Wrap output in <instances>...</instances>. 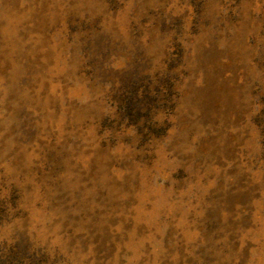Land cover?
<instances>
[{"label": "rangeland", "instance_id": "rangeland-1", "mask_svg": "<svg viewBox=\"0 0 264 264\" xmlns=\"http://www.w3.org/2000/svg\"><path fill=\"white\" fill-rule=\"evenodd\" d=\"M0 264H264V0H0Z\"/></svg>", "mask_w": 264, "mask_h": 264}]
</instances>
